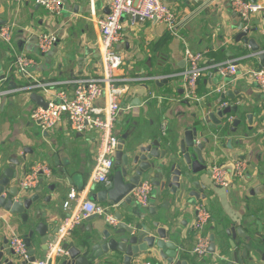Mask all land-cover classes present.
<instances>
[{
  "label": "crops",
  "instance_id": "1",
  "mask_svg": "<svg viewBox=\"0 0 264 264\" xmlns=\"http://www.w3.org/2000/svg\"><path fill=\"white\" fill-rule=\"evenodd\" d=\"M108 1L62 0V13L53 15L33 1L17 5L12 0H0V26L7 23L13 27L10 44L0 40L2 89H19L37 81L49 83L52 90L72 92L74 80L98 75L101 65L97 46L99 30L95 21L107 13ZM162 1L177 13L178 25L174 34L165 24L155 19L147 20L139 26L130 25L125 17L122 19L125 37L115 43L114 49L124 58L125 63L118 74L126 78L123 84L128 91L121 101L122 110L114 130L116 136L120 140L134 141L136 134L143 130L145 137L143 141L142 138L137 139V143L147 144L154 132L166 142H173L177 133L181 136L184 128L192 126L202 112H207L199 111V106L207 102L209 93H216L217 97L220 86H223V90H238L246 102L245 114L234 132L214 141L210 135L212 129L207 124L204 126V135L210 138L209 148L214 146L209 163H218L226 169L232 178V187L225 189L215 186L206 171V177L200 181L205 186L199 183L198 187L192 188L197 193V198L186 197L187 200L182 201L177 199V195H169V213L176 212L173 220L182 231L184 250L191 261H197L198 257L192 253L195 244L192 227L195 201L203 202L211 214L204 229L209 239L211 235L217 237L222 226L227 230L232 226L240 227L244 220L252 223L258 221L259 225L254 226L253 230L261 238L264 236V94L258 91L251 76L247 74L251 68L258 67L259 60L247 57L251 52L249 46L235 40L237 34L244 30V23L231 9L230 0ZM246 1L264 6V0ZM247 28L250 30L248 36L264 48V9L251 16ZM39 31L55 32L57 35L58 42L48 53L42 54L39 51L36 36ZM187 47L206 52L202 62L204 72L195 93L185 95V92L182 93L180 77L169 78L168 82L162 79L171 73L184 72L187 63L183 53ZM15 53L32 60L27 68L28 76L15 71ZM228 60L237 62V71L239 69L240 73L237 72L233 79H222L216 73L214 64ZM28 92H12L7 95L5 102L2 100L0 103V163L7 164L8 159L14 156L21 158L24 150L29 151V148L35 151L27 152L26 161L21 162L18 173L28 169L38 159L49 163L53 176L44 182L39 191L42 200L47 196L50 200H40L39 208L46 213L43 220L51 227H57L65 216L62 202L70 189L73 188L90 199L96 192L98 186L91 187L89 181L94 162V145L90 140H87L90 145L74 142L71 140L72 135L76 138L81 136H77L78 133H68L63 125L43 134L44 130L30 119L31 111L37 104L30 99ZM225 102L228 103V100ZM247 114L252 115L251 123L246 118ZM160 122L166 123L164 130ZM36 136L42 142L41 147L38 146ZM50 150H54L61 160L66 158V162H71L73 168L65 172L63 161L60 166H56ZM237 160H244L247 164L242 178L233 177V166ZM79 184L82 185L81 189ZM156 190L154 188L152 196L156 194ZM164 201L163 198L150 200L149 206L158 208ZM4 216L3 223L0 222L4 233L8 235L13 230L22 236L23 229L17 228L13 223V219H18V216L8 213ZM100 223L106 222L97 216L84 220L66 241L76 243ZM225 241L231 242L229 237H225ZM40 247V238L34 235L31 238V248L35 249L37 257L42 258L44 254ZM219 255L217 246L214 253L205 254L200 261L215 262ZM260 257L264 258V248H261L256 257L258 262L264 264ZM146 261L153 264L165 263L158 255H154L143 256L136 264Z\"/></svg>",
  "mask_w": 264,
  "mask_h": 264
},
{
  "label": "water",
  "instance_id": "2",
  "mask_svg": "<svg viewBox=\"0 0 264 264\" xmlns=\"http://www.w3.org/2000/svg\"><path fill=\"white\" fill-rule=\"evenodd\" d=\"M249 31V28L240 31L235 40L249 46L251 52L247 57L257 58L258 67H261L264 65V48L248 36ZM177 77H180V73H171L162 80L168 82L169 78ZM182 93L184 94L183 88ZM239 94L238 90H223L217 97L216 93H209L207 102L199 106V111L207 112H202L192 126L184 128L181 136L177 133L173 142H166L154 132L153 138L147 144L137 143V139L142 138L143 141L145 137L143 130L136 134L134 141L119 139L111 183L108 186L95 185L96 192L92 195V199L98 202L119 203L115 213L118 224L111 226L103 217L97 216L103 218L107 224L100 223L98 227L91 228L90 233L80 237L76 243L63 242L62 248L66 250V254L58 255L55 264H136L139 258L154 255H158L164 264H261L256 257L261 248H264V236L261 238L253 230L254 226L259 225L258 221L252 223L244 220L240 227L232 226L228 230L222 226L217 237L210 236L206 253H214L218 246L219 259L205 263L200 258L197 261L189 259V254L184 250L182 231L174 222L173 216L176 212L169 213V195H177V199L186 201L187 198H197L193 187H198L199 183L205 186L200 181L206 177L214 146L209 148L210 138L204 135V126L207 124L212 129L210 135L214 141L234 132L242 121L244 106L246 107V102ZM238 96L240 98L236 100ZM29 97L35 104L47 107L43 95L30 92ZM5 101L6 97L3 98V102ZM251 116L246 115L249 123ZM42 132L47 134V131ZM162 134L165 135L164 132ZM36 141L41 147L42 142L37 136ZM34 151L29 148V151L24 150L21 158L14 156L8 159L7 164L0 163V211L18 216V219H13V223L17 228L23 229L22 237L29 255L28 259H24L14 253L8 245L3 226H0V264H30L37 257L35 249L31 248V238L34 235L39 236L40 251L44 253L48 238L57 230L43 220L46 213L39 208L42 200L39 188L44 181H40V187L32 194L21 195L15 183L25 171L18 173V167L22 161H26L27 152ZM50 154L56 166H60L62 161L65 162V172L73 168L71 162H66V158L61 160L54 150H50ZM141 179H149L153 185L147 205L136 204L129 194ZM154 188L157 190L152 196ZM16 195L20 197L14 199ZM162 198L165 201L158 208L149 206L150 200ZM43 200L48 201L50 197ZM91 218L93 216L87 220ZM2 221L4 220L1 218L0 222ZM225 237H229L231 242H226ZM263 260L262 257L261 261Z\"/></svg>",
  "mask_w": 264,
  "mask_h": 264
},
{
  "label": "built area",
  "instance_id": "3",
  "mask_svg": "<svg viewBox=\"0 0 264 264\" xmlns=\"http://www.w3.org/2000/svg\"><path fill=\"white\" fill-rule=\"evenodd\" d=\"M12 1L17 5L26 1H33L53 15H60L64 8L62 0ZM230 6L241 18L244 29L248 27L251 16L264 9V6L259 3L246 0H230ZM107 8L108 12L95 21L99 30L97 46L101 65V72L98 75L74 80L72 92L64 89L52 90L50 84L45 82H30L14 90H3L0 83V103L8 94L18 90L29 91L28 93L31 91L41 92L47 102V107L34 106L30 119L37 123L42 130L50 132L63 125L69 131L68 133H79L81 137L92 142L94 145V162L89 179L91 187L97 184L108 186L111 183L110 174L119 141L114 130L122 110L121 101L128 88L123 84L126 78L118 74L125 63L124 58L115 51L114 45L125 37L123 17L132 26H139L147 20L155 19L165 24L173 34L178 25L177 13L162 0H109ZM12 34V25L6 23L0 26V40L10 44ZM36 36L38 48L42 54L48 53L58 42L55 32L39 31ZM205 52L189 47L184 50V60L187 66L184 72L180 74V81L185 95L195 93L197 83L204 72L202 62L205 58ZM31 63L32 60L24 55L14 54L13 66L18 74L28 76L27 68ZM214 69L222 79L229 77L233 79L238 72L235 60L215 63ZM247 74L251 76V80L256 84L258 91L264 94V65L251 68ZM222 88L223 86H220L217 89L218 92H221ZM165 126L166 123H161L163 130ZM246 168L247 164L244 160H237L233 166V177L242 178ZM209 172L215 185L225 189L232 187V178L222 165L212 163ZM52 176V168L49 163L38 159L19 176L15 183L20 195L23 193L32 194L40 187L41 180L49 181ZM152 189L153 185L149 179H141L129 194L136 204L147 205ZM6 190L8 189L6 188ZM3 195L5 196L6 193L4 192ZM20 195H16L14 199H18ZM118 204L98 202L83 197L80 192L73 188L70 189L62 202V210L65 216L56 227V232L48 238L47 249L42 258L36 257L30 264H55L58 255L66 254V250L62 248V243L66 241L76 227L91 216H101L109 225H117L118 220L115 213ZM193 213L192 227L195 232V244L192 253L201 258L207 253L210 243L204 229L211 218V214L203 202L194 204ZM5 214L4 211H0V219L4 220ZM7 237L8 245L14 253L21 258L28 259V248L23 237L13 230L9 232ZM143 264L153 263L146 261Z\"/></svg>",
  "mask_w": 264,
  "mask_h": 264
},
{
  "label": "rangeland",
  "instance_id": "4",
  "mask_svg": "<svg viewBox=\"0 0 264 264\" xmlns=\"http://www.w3.org/2000/svg\"><path fill=\"white\" fill-rule=\"evenodd\" d=\"M240 70L238 69V73H240L239 72ZM237 73V74H238ZM255 84V83H254ZM255 86H256V84H255ZM115 135H117V134H115ZM39 137L41 138V136H40V134H39ZM117 137V136H116ZM87 138H89V137H87ZM71 140H73L74 142H82V143H85V144H89V142L86 140V142H84L85 141V137H75V135H72V138H71ZM117 140H118V138H117ZM90 145V144H89ZM41 159H44V158H41ZM79 186V188L81 189V184H79L78 185Z\"/></svg>",
  "mask_w": 264,
  "mask_h": 264
},
{
  "label": "flooded vegetation",
  "instance_id": "5",
  "mask_svg": "<svg viewBox=\"0 0 264 264\" xmlns=\"http://www.w3.org/2000/svg\"><path fill=\"white\" fill-rule=\"evenodd\" d=\"M161 123L162 122H160V125H161ZM118 138V137H117ZM118 140H119V138H118ZM210 165H211V163H209V165L207 166V173H208V176H209V178H210V180H212L211 179V177H210V172H209V168H210ZM114 171H115V166H114V163H113V166H112V169H111V174H110V179L112 178V174L114 173ZM213 182V181H212ZM96 186H98V187H100L101 185L100 184H97ZM197 201H195L193 204H195ZM199 202V201H198Z\"/></svg>",
  "mask_w": 264,
  "mask_h": 264
}]
</instances>
